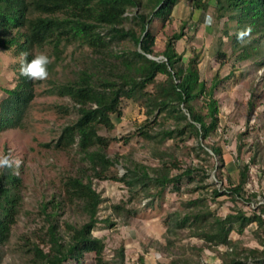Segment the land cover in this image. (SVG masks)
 Masks as SVG:
<instances>
[{"label":"trees","instance_id":"obj_1","mask_svg":"<svg viewBox=\"0 0 264 264\" xmlns=\"http://www.w3.org/2000/svg\"><path fill=\"white\" fill-rule=\"evenodd\" d=\"M180 1L0 0V49L19 60L13 66L14 87L4 90L6 96L0 100V134L24 128L38 85L45 84L48 96L70 100V105L52 106L58 114L76 115L62 127L57 139L43 145L56 152L75 153L79 168L75 174L63 176L59 194L40 204L39 214L49 227L44 228L46 232L39 241L26 243L25 253L31 264H82L88 255H94L97 264H107L105 241L94 232L100 223L109 227L115 224L100 219L104 199L95 181H115L129 190L128 202L112 206L114 213L127 218L138 215L137 210L127 208L134 200L143 196L162 201L168 190L180 194L184 186H192L188 193L207 192L214 203L227 196L234 207L225 217L210 208L205 195L184 204L185 214L169 216L165 224L175 237L169 239L166 251H172L176 237H194L203 244L192 247L193 251L199 255L205 249L215 251L221 264H264V205L251 213L240 207L241 203L251 205L246 192L250 166L240 164L235 180L224 172L222 148L205 145L221 130L217 92L236 70L233 66L226 77L222 69L231 58L237 63L264 65V0H215L214 8L212 0H189L193 11L202 12L201 20L213 12L216 25L226 18L236 22L235 32L229 37L224 22V36L212 43L219 68L210 82L202 79V52L194 46L196 35L188 33V22L167 38L161 54L155 52L157 25L165 27L170 22ZM229 38L231 55L225 51ZM180 41L187 45L183 52L178 51ZM116 45L121 49L116 50ZM187 52L191 57L185 62ZM22 53H28L27 60L38 53L52 58L46 81H31L20 75ZM160 56L163 59L152 58ZM69 58L77 60L76 66L70 62L71 70L65 66ZM159 76L165 79L158 81ZM126 102L143 107L145 119L122 140L128 143L138 137L155 145L159 165L131 162L126 174L119 176L117 160L109 156L116 138L107 133L116 127L113 116L123 117ZM190 140L197 144L190 148L197 157L202 153L219 159L211 167L227 187L212 189L204 166L183 169L173 152L161 150L167 141L178 145ZM21 172L0 174V264L4 263L5 248L22 212ZM68 213L83 217L85 222H61ZM251 225H256L254 233L262 249L245 247L231 238L233 232L242 235ZM221 247L227 250L222 252ZM119 255L123 263V250ZM171 256L167 264H201L185 253Z\"/></svg>","mask_w":264,"mask_h":264},{"label":"rangeland","instance_id":"obj_2","mask_svg":"<svg viewBox=\"0 0 264 264\" xmlns=\"http://www.w3.org/2000/svg\"><path fill=\"white\" fill-rule=\"evenodd\" d=\"M211 4L214 8L215 0H212ZM201 14L200 11H193L189 0H181L174 9L170 22L165 27H161L158 23L159 34L155 52L158 55L161 54L167 38L179 31L183 23L188 22V33L190 36L196 35L194 46L202 52L200 63L202 79L210 82L219 68L212 51V43L224 36V22L229 29L226 37L234 34L236 22H228L226 18L216 25L213 12H210L207 18L203 16L202 20ZM230 42V38L225 42V51L229 55H231ZM177 47L179 52H183L187 45L185 41H180ZM115 49L119 50L121 47L116 45ZM190 57L191 53L187 52L184 56L185 62ZM152 58L163 59L162 56ZM18 61L10 52L0 49V100L6 96L4 90L14 87L16 77L13 66ZM76 61L69 58L65 64L66 68L71 70L72 65H77ZM233 66L236 68L233 71L234 77L217 92L220 102L221 130L216 138L206 142L205 145L217 144L222 148L224 172L235 180L238 179L240 164L245 163L250 166V179L246 192L247 197L251 199V205L241 203L240 207L251 213L259 205H264V65L256 66L251 62L237 63L235 58H231L229 64L222 69V76L227 77ZM65 74L70 75L68 72ZM164 79V76L157 78L158 81ZM45 88V84L37 86V97L29 110L24 128L0 134V154H11L23 162L19 169L22 171L23 180L22 212L13 227L11 241L5 248L6 256L3 264H31L25 253L26 243L39 241L46 232L44 228L49 227L44 216L39 214L40 204L50 201L59 194L63 176L75 174L79 168L75 153L66 154L43 147L44 144L57 139L62 127L76 119L74 114L71 116L58 114L52 106L70 105V100L48 96L44 93ZM143 110L144 108L135 102H126L123 117L113 116L116 127L107 135L110 138H116V141L109 149V156L117 160L115 169L119 172V176L126 174L131 162L151 167L159 165V159L155 157V145L138 137L128 143L122 140L123 136L132 134L144 121ZM194 146H197L194 140L178 145L167 141L161 146V150L173 152L183 169L204 166L208 174L207 184L212 189L227 187V182L220 183L216 171L211 167L213 163L218 164L219 159L207 148L213 159L202 153L200 157H197L196 152L190 149ZM174 174H177V171ZM191 187L184 186L180 194L168 190L162 201H154L153 197L142 196L127 205V208L137 210L138 215L127 218L114 213L112 206L128 202L129 190L115 181L100 183L95 181V188L104 199L99 212L100 219H108L115 224L109 227L100 223L98 230L94 232L96 237L105 241V262L107 264H167L171 261L173 253L178 255L185 253L186 256L192 257L195 262L201 264H221L222 261L215 251L205 249L200 255L196 254L192 247L201 246L203 241L194 237L181 239L178 236L171 248L172 251H166L169 239L173 240L175 236L168 233L165 221L173 214H185L184 204L187 202L201 195L207 197V192H186ZM252 195L256 196L251 198ZM208 204L222 217L228 215L234 207L227 196L219 198L218 203H214L209 198ZM64 221L79 224L84 223L85 219L68 213L61 219V222ZM255 230L256 225H251L242 235L233 232L231 238L245 247L262 249L255 236ZM120 250H123L125 256L123 263L119 255ZM226 250V247L220 248L222 252ZM142 257L145 260L144 263H142ZM82 264L97 263L94 255H88Z\"/></svg>","mask_w":264,"mask_h":264},{"label":"clouds","instance_id":"obj_3","mask_svg":"<svg viewBox=\"0 0 264 264\" xmlns=\"http://www.w3.org/2000/svg\"><path fill=\"white\" fill-rule=\"evenodd\" d=\"M28 53L21 54L20 75L31 81H46L49 78V65L53 62L45 53L35 54L27 60ZM22 161L11 154H0V174L12 170L18 172Z\"/></svg>","mask_w":264,"mask_h":264}]
</instances>
